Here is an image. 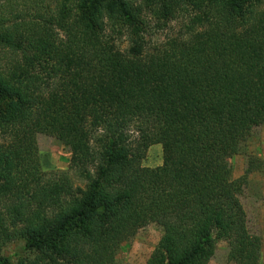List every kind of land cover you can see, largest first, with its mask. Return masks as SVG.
Here are the masks:
<instances>
[{
	"label": "trees",
	"instance_id": "trees-1",
	"mask_svg": "<svg viewBox=\"0 0 264 264\" xmlns=\"http://www.w3.org/2000/svg\"><path fill=\"white\" fill-rule=\"evenodd\" d=\"M34 1L45 16L0 20V264H101L149 224L163 235L147 264H208L217 240L260 264L224 167L264 119V0ZM176 21L151 44L152 23ZM39 134L72 176L42 170ZM17 239L27 255H1Z\"/></svg>",
	"mask_w": 264,
	"mask_h": 264
},
{
	"label": "rangeland",
	"instance_id": "rangeland-1",
	"mask_svg": "<svg viewBox=\"0 0 264 264\" xmlns=\"http://www.w3.org/2000/svg\"><path fill=\"white\" fill-rule=\"evenodd\" d=\"M55 0H51L53 3ZM45 7V6H44ZM46 8V7H45ZM45 16L43 7L34 0H0V20L13 24L20 20H35ZM189 16H187L188 18ZM185 23V22H184ZM184 23L176 21L164 29H158L152 23L149 41L152 45L161 44L169 36L184 32ZM186 24V23H185ZM127 44H124L125 48ZM41 168L47 173H67L70 171L71 152L56 138L39 134L37 136ZM240 153L226 160L225 172L231 180L241 179L245 186L240 198L247 215L248 231L262 241L260 264H264V119L254 116L244 131V140L240 145ZM163 148L153 145L148 150L142 166L151 169L162 166ZM82 185L81 181H77ZM163 235L162 229L156 224H149L140 229L137 235L124 242L101 264H147L151 254L159 244ZM235 251L228 242L217 240L214 254L208 264H234ZM1 255L16 261L27 255L26 241L14 240L8 243ZM233 255V257H232Z\"/></svg>",
	"mask_w": 264,
	"mask_h": 264
}]
</instances>
